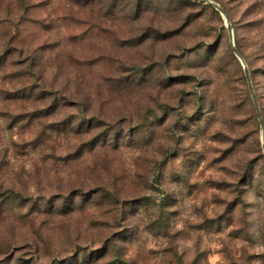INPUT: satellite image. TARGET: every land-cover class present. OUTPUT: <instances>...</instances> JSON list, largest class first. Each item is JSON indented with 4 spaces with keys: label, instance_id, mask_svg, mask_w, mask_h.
Returning a JSON list of instances; mask_svg holds the SVG:
<instances>
[{
    "label": "rangeland",
    "instance_id": "rangeland-1",
    "mask_svg": "<svg viewBox=\"0 0 264 264\" xmlns=\"http://www.w3.org/2000/svg\"><path fill=\"white\" fill-rule=\"evenodd\" d=\"M212 1L264 124V0L252 34L251 0ZM23 4L0 0V264H264V141L225 17Z\"/></svg>",
    "mask_w": 264,
    "mask_h": 264
},
{
    "label": "water",
    "instance_id": "water-1",
    "mask_svg": "<svg viewBox=\"0 0 264 264\" xmlns=\"http://www.w3.org/2000/svg\"><path fill=\"white\" fill-rule=\"evenodd\" d=\"M202 1H205V2L209 3L210 5L214 6L225 17V20L227 22V28H228L229 39H230V43H231V46H232V50H233L234 54L236 55V57L243 64L245 77H246V80H247L248 88H249V90L251 92V95H252V98H253V101H254V106H255V109H256V113H257V118H258L260 127L262 129V138H263V141H264L263 119H262L261 112H260V109H259V105H258V101H257V98H256V94H255V91H254V88H253V85H252L250 72H249V69L246 67V64L244 62L243 56L241 55V53L239 52V50L236 48V46L234 44L233 31H232V28L230 26L228 16H227L225 10L219 4H217L216 2H214L212 0H202ZM263 150H264V144H263Z\"/></svg>",
    "mask_w": 264,
    "mask_h": 264
},
{
    "label": "trees",
    "instance_id": "trees-1",
    "mask_svg": "<svg viewBox=\"0 0 264 264\" xmlns=\"http://www.w3.org/2000/svg\"><path fill=\"white\" fill-rule=\"evenodd\" d=\"M19 1H20V7H23L24 6L23 0H19ZM260 1H262V0H259V2ZM257 5H258L257 0H255V1L251 0L248 2L246 9L243 12V16L247 19L246 27H247L248 32L250 34L253 33L254 29H258V26H256V24H259V22H260V18H255L257 14H256L254 9ZM223 9L225 10V12H227V10L224 6H223ZM236 45H237L236 48L239 50L241 55L243 57H245L244 49H243L242 45L238 41L236 42ZM28 62H30L29 64H31L30 56H29ZM108 249H110V247L108 245H106L104 250H103L104 252H102L100 258L101 257L103 258L104 256H106L108 254ZM111 259H113V261H119L122 264H126L125 260L121 259L119 256H116V257L114 256V258L112 257Z\"/></svg>",
    "mask_w": 264,
    "mask_h": 264
}]
</instances>
